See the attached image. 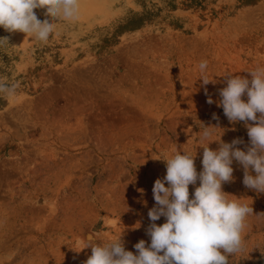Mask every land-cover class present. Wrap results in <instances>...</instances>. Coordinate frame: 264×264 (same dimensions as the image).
<instances>
[{
	"label": "rangeland",
	"instance_id": "1",
	"mask_svg": "<svg viewBox=\"0 0 264 264\" xmlns=\"http://www.w3.org/2000/svg\"><path fill=\"white\" fill-rule=\"evenodd\" d=\"M57 22L44 42L0 27L11 45L0 51V82L17 85L0 96V264H84L90 235L122 234L135 253L141 239L150 244L161 158L188 152L199 173L207 144L249 145L244 123L216 102L226 75L251 79L264 67V0H102ZM202 76L215 83L202 86ZM204 126L219 128L202 141ZM232 167L223 191L264 213V193ZM243 236L229 264H264V215L250 216Z\"/></svg>",
	"mask_w": 264,
	"mask_h": 264
},
{
	"label": "clouds",
	"instance_id": "2",
	"mask_svg": "<svg viewBox=\"0 0 264 264\" xmlns=\"http://www.w3.org/2000/svg\"><path fill=\"white\" fill-rule=\"evenodd\" d=\"M36 9H46L48 18L38 19ZM79 9L80 0H0V27L44 42L55 32L57 21L78 19ZM10 46L8 37H0V51L6 52ZM207 67L206 60L200 62L202 73ZM247 72L251 79L226 75V86L219 90L221 99L216 102L230 123H244L249 137L246 150L237 147L242 139L226 143L219 138L217 150H211L209 144L203 147L199 173L195 156L188 152L181 154L177 149L161 158L166 162V175L156 179L152 189L155 205L148 211L151 223L146 229L150 244L141 239L133 253L125 249L122 234L108 242L90 235L79 250L91 248L84 264H229L230 258L244 252L248 218L264 213L254 214L251 205L229 199L232 195L222 185L233 180L235 161L244 170L243 184L264 193V67ZM200 80L202 86L215 83L207 76ZM16 90V84L0 82V96H14ZM207 102L214 103L211 97ZM213 119L218 117L213 114ZM217 128L204 126L200 139L208 140ZM190 185L196 186L191 198ZM161 217L166 222L158 225Z\"/></svg>",
	"mask_w": 264,
	"mask_h": 264
},
{
	"label": "bare ground",
	"instance_id": "3",
	"mask_svg": "<svg viewBox=\"0 0 264 264\" xmlns=\"http://www.w3.org/2000/svg\"><path fill=\"white\" fill-rule=\"evenodd\" d=\"M102 0H80L79 16L83 17L90 14L97 9L98 4H101Z\"/></svg>",
	"mask_w": 264,
	"mask_h": 264
}]
</instances>
